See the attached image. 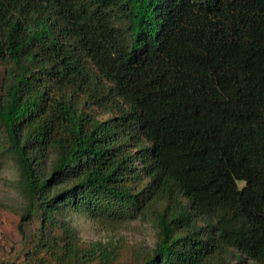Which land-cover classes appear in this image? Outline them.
Listing matches in <instances>:
<instances>
[{
  "label": "trees",
  "instance_id": "16d2710c",
  "mask_svg": "<svg viewBox=\"0 0 264 264\" xmlns=\"http://www.w3.org/2000/svg\"><path fill=\"white\" fill-rule=\"evenodd\" d=\"M0 66L27 264H116L67 207L151 218L133 264H264V0H0Z\"/></svg>",
  "mask_w": 264,
  "mask_h": 264
},
{
  "label": "rangeland",
  "instance_id": "374dc122",
  "mask_svg": "<svg viewBox=\"0 0 264 264\" xmlns=\"http://www.w3.org/2000/svg\"><path fill=\"white\" fill-rule=\"evenodd\" d=\"M4 67L0 66V87ZM99 118L109 116L98 113ZM3 134L0 130V143ZM48 167V166H47ZM27 200L22 192L17 165L12 160L0 159V264H27L28 252L34 249L40 234L41 221L34 217L25 224L27 239L19 231V223L26 210ZM63 217L75 230L81 245L88 248L91 244L117 246L116 264H133L151 254L158 242V229L151 218L132 217L124 221L112 222L94 219L90 213L67 207ZM55 234H62L53 229ZM229 264H254L240 260L237 253L228 254ZM91 264H98L93 261Z\"/></svg>",
  "mask_w": 264,
  "mask_h": 264
}]
</instances>
